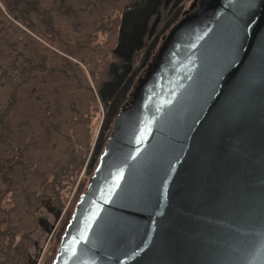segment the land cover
Segmentation results:
<instances>
[{
	"label": "water",
	"instance_id": "1",
	"mask_svg": "<svg viewBox=\"0 0 264 264\" xmlns=\"http://www.w3.org/2000/svg\"><path fill=\"white\" fill-rule=\"evenodd\" d=\"M51 264H264V0L178 12Z\"/></svg>",
	"mask_w": 264,
	"mask_h": 264
},
{
	"label": "trees",
	"instance_id": "2",
	"mask_svg": "<svg viewBox=\"0 0 264 264\" xmlns=\"http://www.w3.org/2000/svg\"><path fill=\"white\" fill-rule=\"evenodd\" d=\"M134 1L0 0V264H31L38 227L48 233L62 212L61 184L87 155L96 99L106 109L118 95L105 92L121 62L116 15Z\"/></svg>",
	"mask_w": 264,
	"mask_h": 264
},
{
	"label": "rangeland",
	"instance_id": "3",
	"mask_svg": "<svg viewBox=\"0 0 264 264\" xmlns=\"http://www.w3.org/2000/svg\"><path fill=\"white\" fill-rule=\"evenodd\" d=\"M190 2L191 0H135L134 3L137 4L127 9V12L116 15L117 20H120L116 50L121 62L116 66L117 68L112 70L109 81L111 83L105 92L113 96L118 94L121 97L118 111H120V108L126 102V94L131 89V83L139 72L144 57L146 55L149 57L152 54L156 41L163 34L166 27L173 22L178 12L184 10ZM158 18H160V23L158 22L159 24L156 25ZM151 24L155 26V29H153ZM148 31H150L149 34ZM130 64L138 65L137 69L128 70L127 66ZM124 70H126L125 75L120 79ZM128 88L130 89L126 94H122ZM96 102L98 114L90 127L87 155L78 170L71 173L69 177H66L61 184L60 198L62 203L64 201V208L48 233L43 227H38L37 232L34 234L35 238L32 240L34 242H32L29 248L30 258L40 253L39 260L42 257L46 258L44 264H47L51 260L53 252L55 253L56 251L62 236L58 240L56 238L58 234H63L74 212L75 205L82 193H84L90 174L110 137L112 126L117 116L116 110L113 112L114 110L111 107L112 105H110V101L107 100V103H105L107 104L106 109H104L100 99H96ZM106 122L108 125L110 124V127L103 138L101 136L103 129L106 127ZM97 154L98 158L96 159ZM4 208L7 209V206L5 205ZM38 213L41 216L40 219H43L44 222L53 220L52 213L49 214L46 209H41ZM63 224H65L64 228L62 227Z\"/></svg>",
	"mask_w": 264,
	"mask_h": 264
},
{
	"label": "flooded vegetation",
	"instance_id": "4",
	"mask_svg": "<svg viewBox=\"0 0 264 264\" xmlns=\"http://www.w3.org/2000/svg\"><path fill=\"white\" fill-rule=\"evenodd\" d=\"M127 87V86H126ZM130 88H128L126 91H124L122 94H126V92L129 90ZM125 90V89H124ZM113 100H111L110 101V105H112L111 107H113V112H115V110H116V112H117V114L120 112V111H118V108L120 107V99H121V97H119V95H117V96H115V99L114 98H112ZM122 108V107H121ZM121 108H120V110H121ZM114 117H115V115L113 116V119H114ZM96 149H97V147H96ZM96 149H95V152H96ZM95 152H94V154H95ZM93 154V155H94ZM98 158V154L96 155V159ZM48 241H49V239H48ZM39 255H40V253L39 254H37V255H35L34 257H31L30 259H31V261H32V263L31 264H37V262H38V264H43V262H44V258L42 257L40 260H39Z\"/></svg>",
	"mask_w": 264,
	"mask_h": 264
}]
</instances>
